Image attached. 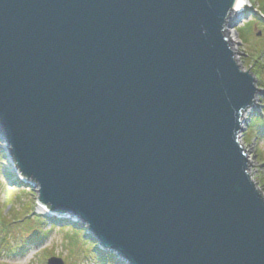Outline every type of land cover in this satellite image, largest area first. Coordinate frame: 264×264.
I'll use <instances>...</instances> for the list:
<instances>
[{
    "label": "water",
    "instance_id": "obj_1",
    "mask_svg": "<svg viewBox=\"0 0 264 264\" xmlns=\"http://www.w3.org/2000/svg\"><path fill=\"white\" fill-rule=\"evenodd\" d=\"M237 1L0 0V141L125 264H264Z\"/></svg>",
    "mask_w": 264,
    "mask_h": 264
},
{
    "label": "rangeland",
    "instance_id": "obj_2",
    "mask_svg": "<svg viewBox=\"0 0 264 264\" xmlns=\"http://www.w3.org/2000/svg\"><path fill=\"white\" fill-rule=\"evenodd\" d=\"M255 1L248 0L241 16L233 23V30L238 38L236 43L231 45L229 29L226 30V36L238 65L257 80V100L255 106L242 118L240 143L249 159L248 173L264 196V120L256 121V126L250 122L251 117L256 114L259 118L264 117V74L257 72L259 65L254 59L258 57V53L250 54V45L259 51L264 50V17L261 15L262 23L256 17L261 14L263 8L260 4L264 0H258V4L252 9V2ZM249 28V34H245ZM247 37L249 44L245 41ZM262 62L264 64V59L260 64ZM257 76L261 77V81ZM8 149L9 145L0 141V264H48L52 257L62 259L65 264H96L92 260L83 261L79 254V246L92 248L89 239L85 238L86 225L76 218L79 225L75 229L79 230H74L66 228L68 224H58L51 219V214L39 207L37 188L18 186L22 176L13 165ZM8 175L12 176V180ZM37 216L44 220L36 223L37 218H34ZM50 225H55L56 228H50ZM37 235L40 241L35 242ZM92 241L97 244L95 240ZM115 256L119 263L125 264Z\"/></svg>",
    "mask_w": 264,
    "mask_h": 264
},
{
    "label": "trees",
    "instance_id": "obj_3",
    "mask_svg": "<svg viewBox=\"0 0 264 264\" xmlns=\"http://www.w3.org/2000/svg\"><path fill=\"white\" fill-rule=\"evenodd\" d=\"M256 1H257V3H256ZM254 3L252 2V4H253V7H252V9H254L255 8V6H256V4H258V0H256ZM261 6H262V8L263 9H261L262 11H264V2L263 3H261L260 4ZM260 7V6H259ZM251 9V10H252ZM260 12L261 14H260V16H256L258 19H259V21H261V23H262V18L264 17V12ZM263 17H262V16ZM264 23V22H263ZM246 29V28H245ZM242 30V29H241ZM249 30H250V28L249 29H247V31H246V33L245 34H249ZM248 44H249V41H248V37L246 38V40H245ZM250 50H251V52H250V54L252 53H258V57L256 58V59H254V61H256V63H258V67H257V72L259 73V74H264V64H263V62L260 64V61H263V59H264V50H257L256 48H254V47H252L251 45H250ZM258 77V80L259 81H261V77L260 76H257ZM263 107H264V105H263ZM259 120H264V117H261V118H259V116H257V114L256 115H254V117H251V119H250V122L253 124V125H255V122L256 121H259ZM256 126V125H255ZM253 128V127H252ZM9 176V179L10 180H12V176L11 175H8ZM18 186H20V187H27V185H23V183L21 182V181H19V184H18ZM11 195V194H10ZM37 218V219H36ZM34 219H36V223H38L39 222V220H44V219H42L41 217H39V216H37V217H35ZM47 219V218H46ZM54 220V219H53ZM47 221H49V219H47ZM55 222H58V224L59 223H61V224H68L67 226L68 227H66V228H72V229H74V230H79V229H75V226H78L79 224H70L68 221H56V220H54ZM50 228H56V226L54 225V226H52V225H50ZM82 231V230H81ZM83 232V231H82ZM84 233V232H83ZM39 238H40V236H39ZM43 238V240H44V237H42ZM41 238V239H42ZM85 238L86 239H89V242L91 243V245H92V248L91 249H87V248H85L84 247V245H82V246H79L80 247V249H79V254H81L80 256L82 257V259H83V261H87V260H92V261H95V263L96 264H121V263H119L117 260H116V256H115V254L114 253H112V252H106V251H103V250H100V249H98V246H97V244H95L91 239H90V237L89 236H85ZM37 240H39L40 241V239H38V235L34 238V241L36 242Z\"/></svg>",
    "mask_w": 264,
    "mask_h": 264
},
{
    "label": "bare ground",
    "instance_id": "obj_4",
    "mask_svg": "<svg viewBox=\"0 0 264 264\" xmlns=\"http://www.w3.org/2000/svg\"><path fill=\"white\" fill-rule=\"evenodd\" d=\"M247 2H248V0H238L237 1L236 7H235V11H234L233 16L231 18V23H234L235 21H237L239 16H241L242 12L244 11V9H245V7L247 5ZM228 35L232 36L231 37V39H232V44L231 45H234L236 43L237 39H238L236 31H234L233 29L229 28ZM23 185H25V184H23ZM98 249H100V248L98 247Z\"/></svg>",
    "mask_w": 264,
    "mask_h": 264
}]
</instances>
